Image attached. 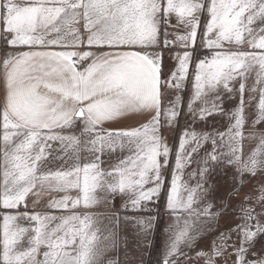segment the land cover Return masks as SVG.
I'll list each match as a JSON object with an SVG mask.
<instances>
[{"label":"snow or ice","instance_id":"1","mask_svg":"<svg viewBox=\"0 0 264 264\" xmlns=\"http://www.w3.org/2000/svg\"><path fill=\"white\" fill-rule=\"evenodd\" d=\"M198 39L209 50L203 58L196 55ZM0 40L6 45L0 56V264H98L92 216L78 206L94 205L96 189L103 188L128 197L125 212H151L155 204L158 213L173 155L166 207L176 223L163 264H178V253L187 257L181 246L190 248L199 231L192 218L217 215L211 203L193 208L210 192L204 185L211 169L227 165L252 175L264 170V132L255 127L264 124V0H0ZM165 51L175 52L176 61L167 74ZM186 81L192 85L187 112L193 121L221 114L230 125L226 132L186 130L170 149L161 130L183 113ZM168 89L175 94L165 103ZM237 96L235 109L225 112V98ZM254 101L255 119L245 137ZM132 114L149 118L119 126ZM244 139L259 140L247 156ZM209 141L212 150L193 161ZM53 142L72 161L69 167H48L63 159L53 157ZM85 149L91 158L81 164ZM117 150L128 154L111 170L101 169V157ZM193 162L197 170L189 176L198 179L190 187L181 176ZM46 190L64 193L49 208L67 209L68 215L28 209L29 194L38 199ZM257 203L264 205V191ZM156 218L135 222L149 230ZM240 218L196 259L264 264V254L255 252L257 239L264 238V212L244 206ZM20 219L34 227L19 226Z\"/></svg>","mask_w":264,"mask_h":264},{"label":"rangeland","instance_id":"2","mask_svg":"<svg viewBox=\"0 0 264 264\" xmlns=\"http://www.w3.org/2000/svg\"><path fill=\"white\" fill-rule=\"evenodd\" d=\"M257 24L253 25L257 27ZM200 40H197L196 51L208 50L205 47L200 46ZM6 45L4 41L0 44V56L4 54ZM209 51V50H208ZM175 52L165 51L164 53V72L167 74L169 69L172 68L176 61L174 59ZM197 55V54H196ZM201 57L200 54L197 55ZM202 58V57H201ZM254 77L248 80V85L251 86ZM174 90L170 89L165 97V103L167 100L174 96ZM192 95V85L186 81L183 86L182 97L184 101L183 113L179 116L178 122L171 128L165 126L162 128V135L166 138L170 149L175 148L179 143V137L186 130H195L197 133H215L226 132L230 125V120L227 115L213 114L208 116L207 119H197L193 121L192 116L187 112V103ZM248 98V93H245V99ZM256 99L258 100V94ZM239 97L235 99L224 100L223 108L225 112H231L237 106ZM255 101L253 107L249 109L247 115H249V121L245 125L244 135L247 137L251 122L255 119L254 113ZM257 133L264 132V124H257ZM79 129V128H77ZM79 132V130L77 131ZM226 139V137H225ZM259 144L258 139H244L242 143L243 153L247 156L253 149ZM192 147H196L193 142L188 145L190 150ZM53 148L57 151L60 150V145L57 142H53ZM212 150L211 142L203 143L198 148L196 153L192 154L193 161L199 160L205 156L206 152ZM226 151L227 149H223ZM61 153V152H60ZM117 154L116 159H120L126 156V151L121 152L117 150L113 156ZM124 154V155H123ZM62 156V155H54ZM114 159V157H113ZM57 160V159H54ZM59 160V159H58ZM118 163L113 162L112 157L108 158V161L104 163L102 169L111 170L110 166ZM53 164V163H52ZM81 164H83L81 162ZM175 159L174 155L170 158L171 168L166 172V184L165 190H162L160 199L157 206L155 204L149 205L151 212L147 209L143 212H125V203L128 197L122 194H112L106 189H96L97 202L91 207L85 209L81 204L77 208L78 212H87L91 214L93 220V230L96 231V242L114 244V248L110 251L116 252L119 247L120 241L128 240L134 242V254L136 260H141L142 264H163L165 258L166 246L169 242V229L170 225L176 223V217L170 214V211L166 207L167 187L171 181V170L174 168ZM51 165V164H50ZM55 170L63 166L62 162H55ZM67 163L66 167H69ZM102 166V165H101ZM64 167V166H63ZM0 169H2V158H0ZM197 170V164L195 162L189 164L183 171L181 181L186 182L190 187H195L198 177L189 176ZM105 179H108L105 177ZM0 183H2V172H0ZM205 188H209L210 192L205 197L203 204L193 205V208L199 210L205 207L208 203L212 204L211 211L217 213L215 216H200L199 218L193 217L195 221V227L199 231L195 234L194 242L191 247L181 246V252L187 253V257L178 253L174 259L178 261V264H204L202 259H196L197 253L202 250L207 253L212 249L213 242L217 241L221 233H226L235 228L236 224L241 223L240 213L244 206H250L254 209V214L264 212V205L257 203V198L264 191V170H258L255 175L237 172L235 167L220 165L213 167L208 176ZM38 190L34 189L33 192ZM70 194L75 197L77 195L76 190H71ZM64 193L56 191H44L37 199L32 193L27 198V207L29 210L35 209L36 211L47 212L50 215L59 217L60 215H68L67 209H54L49 208V203L52 200L60 199ZM23 211V206H21ZM3 215V210L0 209V217ZM149 216H156L153 221L152 227L149 230H145L142 226L135 222L136 219H147ZM60 221L53 220L50 226H55ZM19 226L31 229L34 227V222L27 219H20L17 221ZM235 239V237H233ZM27 236L21 242V248L27 246ZM123 243V242H122ZM99 244V243H97ZM104 244V243H103ZM102 245V244H101ZM101 250V247H99ZM255 252L257 255L264 254V238H258L255 246ZM41 258V257H40Z\"/></svg>","mask_w":264,"mask_h":264},{"label":"crops","instance_id":"3","mask_svg":"<svg viewBox=\"0 0 264 264\" xmlns=\"http://www.w3.org/2000/svg\"><path fill=\"white\" fill-rule=\"evenodd\" d=\"M175 19L172 20V23H175ZM3 40H0V44ZM170 89L167 90V93L166 95L168 94ZM166 97V96H165ZM149 117L147 116V114H132V115H129L127 118L123 119L121 122H119V126L121 127H127V126H138V123H142V122H145ZM108 126V125H106ZM79 129H76V132L78 131ZM77 134H79V132H77ZM58 143V142H57ZM62 155L63 156V153H60V150H55L53 152V157L54 155ZM114 153L112 154V161L115 162V161H118L117 158V154L115 156H113ZM124 155V154H123ZM114 157V159H113ZM52 157H50L51 159ZM80 158H81V162L84 163V162H88L91 158L90 156V153L85 149V150H82L80 152ZM108 158L109 156L108 155H104L101 157L103 163L100 165L101 169L104 167V163H106V161H108ZM65 160L68 161V163L71 165L72 161L69 160L68 156H63V159H57V160H54L53 159V164L49 165L48 167L52 170H55V162H62L64 168H67L65 164ZM69 165V166H70ZM78 209H81L80 207ZM123 242V243H122ZM96 245L97 247H101V250H100V256H99V259H98V264H142V261L141 260H136V257H135V254H134V242L133 241H129L128 240H122L118 243V247L119 249L114 252V251H110V249L114 248V244H109V243H106V241H104L103 243H100V242H96ZM99 243V244H97ZM102 244V245H101ZM40 258V257H39ZM42 258V257H41Z\"/></svg>","mask_w":264,"mask_h":264},{"label":"built area","instance_id":"4","mask_svg":"<svg viewBox=\"0 0 264 264\" xmlns=\"http://www.w3.org/2000/svg\"><path fill=\"white\" fill-rule=\"evenodd\" d=\"M208 50H198V51H196V54L198 55V54H200L201 55V57L203 58L206 54H208Z\"/></svg>","mask_w":264,"mask_h":264}]
</instances>
